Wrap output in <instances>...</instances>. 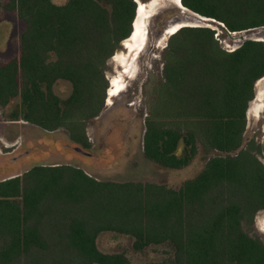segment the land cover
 <instances>
[{
	"label": "trees",
	"instance_id": "trees-1",
	"mask_svg": "<svg viewBox=\"0 0 264 264\" xmlns=\"http://www.w3.org/2000/svg\"><path fill=\"white\" fill-rule=\"evenodd\" d=\"M181 1L230 31L264 26V0ZM6 7L25 22L19 55L0 59V106L20 98L10 120L56 130L97 116L106 98L96 96L99 62L131 35L138 2L8 0ZM214 34L208 26L173 33L163 74L177 109L198 118L209 146L227 154L211 157L177 190L100 180L67 163L0 181V264H36L39 226L64 224H124L138 250L171 242L173 264H264V241L244 229L264 210L261 146L241 148L248 103L264 76V41L226 51ZM58 80L73 85L64 100L53 91ZM70 138L90 146L86 134ZM143 149L161 166L182 168L196 156L197 135L150 119Z\"/></svg>",
	"mask_w": 264,
	"mask_h": 264
},
{
	"label": "rangeland",
	"instance_id": "rangeland-1",
	"mask_svg": "<svg viewBox=\"0 0 264 264\" xmlns=\"http://www.w3.org/2000/svg\"><path fill=\"white\" fill-rule=\"evenodd\" d=\"M52 1L65 4L68 0ZM139 1L149 4L153 0ZM7 2L0 0V59L4 61L19 55V37L25 29V22L16 11L7 9ZM183 14L172 3L163 2L162 9L150 18L146 46L134 62L135 72L130 76H122L125 78L124 88L110 99L108 89L111 78L123 74V58L130 54L124 44L126 39L112 57L99 62V70L103 75L96 96L98 100L104 96L106 98L97 116L56 130H47L35 124L10 120L9 115L19 104V97L7 106H0V178L17 171L19 166L23 171H29V167L40 164L70 163L100 180L151 184L177 190L187 180L196 177L211 157L227 154L209 146L202 123L182 109H177L178 105L174 103L166 86L163 69L172 34L164 35V31L171 19L182 17ZM185 25H208L215 30L214 37L218 46L226 51L235 48L241 35L251 33L244 30L232 32L231 35L228 28L202 17L186 22ZM106 82L107 91L104 89ZM53 91L64 100L71 95L73 85L68 80H58ZM150 119L162 125L180 128L184 133L195 131L198 150L188 166L168 168L145 156L143 138L147 120ZM72 131L86 134L90 146L85 148L73 142L70 138ZM252 141L261 146L256 151L257 156L264 158V105L257 118L247 117L241 148L251 145ZM75 146L82 147L90 154L76 151ZM16 147H19L16 152H33L26 159L27 165H22L23 158L18 161L6 159L17 155L13 152ZM182 147L183 144L179 151ZM261 217H264V210L256 213L252 224L245 222L244 229L264 241ZM134 241L135 237L127 233L124 224L44 225L38 228L36 264H173L175 248L171 242L150 244L138 250L134 247Z\"/></svg>",
	"mask_w": 264,
	"mask_h": 264
},
{
	"label": "bare ground",
	"instance_id": "bare-ground-1",
	"mask_svg": "<svg viewBox=\"0 0 264 264\" xmlns=\"http://www.w3.org/2000/svg\"><path fill=\"white\" fill-rule=\"evenodd\" d=\"M163 2L172 3L175 7L179 8V10L184 13L181 16L175 17L169 21V24L164 31V35L173 32L181 25L186 24V22H191L194 19L196 20L199 16L195 13L187 9L186 6L183 5L181 0H153L151 3H143L141 1L138 2L139 6V14L135 21L134 32L131 36L126 38L124 44L126 48L129 50L130 54L127 58H123L122 65H124L123 74L120 76H114L111 78L110 87L108 89V99L112 96L118 94L120 90H122L125 86V78L126 76H130L135 72L136 65L134 62L137 58V52L142 48L143 45L146 44L147 41V32L150 18L158 13L160 9L163 7ZM185 13H187V17H185ZM190 16H195L192 18ZM197 17V18H196ZM251 31L250 35L256 36L257 38L261 37L263 34V28H258L249 30ZM242 33V32H241ZM246 35H241V37ZM141 51V50H140ZM124 75V77H122ZM258 96L256 99H252L251 108L249 109L248 117H258L259 111L264 105V76L257 81L256 84ZM110 102V101H109ZM261 229L264 231V217L260 219Z\"/></svg>",
	"mask_w": 264,
	"mask_h": 264
},
{
	"label": "water",
	"instance_id": "water-1",
	"mask_svg": "<svg viewBox=\"0 0 264 264\" xmlns=\"http://www.w3.org/2000/svg\"><path fill=\"white\" fill-rule=\"evenodd\" d=\"M136 1H137V0H136ZM187 9H189V8H187ZM189 10H190V9H189ZM190 11H192V10H190ZM192 12L195 13L197 16L202 17V18H204V19H207V20H213V21H215L217 24L221 25L223 28H226V29H227V27L224 25V23H221L220 21H217V20H215V19H213V18H209V17L202 16V15H200V14L194 12V11H192ZM138 14H139V6L137 7V10H136V16H135L134 21H133V30H132V33L134 32L135 21H136V18L138 17ZM184 26H187V25H185V24H181V25H180V26H179V27H178L173 33H175V32L178 31L181 27H184ZM203 26H208V25H203ZM258 28H263V34H262L261 37L257 38L256 36H253V35L243 36V37L240 38L238 44H236V46H235L234 49L240 47V46H241L246 40H249V39H252V40H262V41H264V26L256 27V28H250V29H247V30H253V29H258ZM242 31H244V30H242ZM228 32L232 35V32H238V31H230V30H228ZM132 33H131V35H132ZM131 35H130V36H131ZM145 46H146V45H143L142 48H141L140 50H142ZM234 49H233V50H234ZM140 50L137 52V54H136L137 56H138L139 53L141 52ZM261 78H262V77H261ZM258 80H259V79H258ZM258 80H257V81H258ZM257 81L255 82V85H254V99H256L257 96H258L257 88H256ZM251 101H252V100H250L249 103H248L247 117H248V113H249L248 111H249V109L251 108ZM74 149H75L76 151H79V152L85 154V155H89V154H90L89 152L83 150V148L80 147V146H75ZM263 153H264V141H263ZM260 160L264 163V158H261Z\"/></svg>",
	"mask_w": 264,
	"mask_h": 264
},
{
	"label": "crops",
	"instance_id": "crops-1",
	"mask_svg": "<svg viewBox=\"0 0 264 264\" xmlns=\"http://www.w3.org/2000/svg\"><path fill=\"white\" fill-rule=\"evenodd\" d=\"M18 121H23V122H26V123H30V122H27V121H24V120H18ZM30 124H32V123H30ZM33 125H34V124H33ZM25 151H26L25 153H27V156H26L25 158H23L24 161L22 162V165H24V166H25V164L27 165V163H28V160H26V159H28V158H27L28 155H31V154L33 153L31 150H25ZM55 164H57V163H54V164H48V165H55ZM58 164H61V163H58ZM68 164H70V163H68ZM44 165H47V164H44ZM31 167H32V166H31ZM31 167H29V168L31 169ZM16 170H17V171L12 172V174H10V172H9V174H7V175H5L4 177L0 178V181L6 180V179H9V178H13V177H16V176H23L24 173H26L28 169H26V170L23 171V170L21 169V166H19V167L16 168ZM39 227H41V226H39Z\"/></svg>",
	"mask_w": 264,
	"mask_h": 264
},
{
	"label": "flooded vegetation",
	"instance_id": "flooded-vegetation-1",
	"mask_svg": "<svg viewBox=\"0 0 264 264\" xmlns=\"http://www.w3.org/2000/svg\"><path fill=\"white\" fill-rule=\"evenodd\" d=\"M69 147V146H68ZM19 147H16V148H14L13 149V152H16L17 151V149H18ZM26 151H24V152H16L17 153V155L16 154H14V155H12V156H10L9 158H6V159H9V160H12V161H18V160H20L21 158H25L26 156H27V153H25ZM21 165V164H20Z\"/></svg>",
	"mask_w": 264,
	"mask_h": 264
}]
</instances>
